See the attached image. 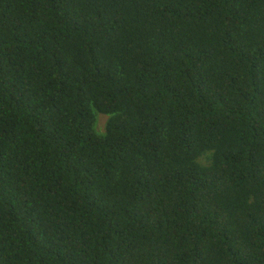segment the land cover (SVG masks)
<instances>
[{"label":"trees","instance_id":"obj_1","mask_svg":"<svg viewBox=\"0 0 264 264\" xmlns=\"http://www.w3.org/2000/svg\"><path fill=\"white\" fill-rule=\"evenodd\" d=\"M0 264H264V0H0Z\"/></svg>","mask_w":264,"mask_h":264}]
</instances>
